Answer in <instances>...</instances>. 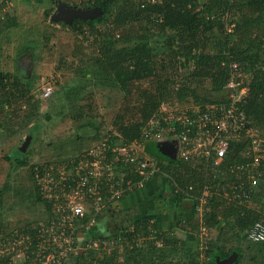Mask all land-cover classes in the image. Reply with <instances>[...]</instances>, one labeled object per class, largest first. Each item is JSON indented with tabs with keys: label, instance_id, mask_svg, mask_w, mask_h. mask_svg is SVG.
<instances>
[{
	"label": "trees",
	"instance_id": "1",
	"mask_svg": "<svg viewBox=\"0 0 264 264\" xmlns=\"http://www.w3.org/2000/svg\"><path fill=\"white\" fill-rule=\"evenodd\" d=\"M53 1L58 4V0ZM142 1L92 0L89 6L82 7L84 9L100 8L101 14L93 18L78 17L71 23L63 21L65 26L72 27L73 31L79 32L80 35L86 37V34H89L88 40L89 37L93 38L94 51L90 54L89 59L100 65L103 70L98 81L95 80L96 84L118 88L125 94L124 104L112 122L113 127L100 140H107L110 149L112 146L132 144L137 140L142 142L144 139L143 128L160 107L162 101H165L169 92L163 85L168 79L162 80L167 67H171L174 72L188 68L186 84L179 86L177 91L175 90L176 102L180 101L183 104V99L186 97H191L190 101L197 104L229 100L234 92L227 87V83L231 77V64L235 62L239 64L243 73H250V78L244 80V83L250 87L244 110L253 124L264 130V0H159L156 3L148 0ZM6 2L7 0L2 1L0 11ZM72 6L81 7L79 4ZM235 10L241 13L240 19H235ZM47 14L49 13L47 12ZM144 14L149 18L155 17L158 23L157 28L147 25L144 32L140 33L138 30L132 35L130 30H134L133 25ZM3 16L6 14L0 13V17ZM110 18L111 21H109ZM229 18L232 19L229 20ZM10 24H12L10 18L6 19L5 17L1 20L0 32H6ZM110 24L112 26H109ZM230 25L233 26V30L230 31L232 33H227ZM117 29H122V31L116 32ZM126 32H128L127 35H125ZM157 35L163 36L161 43L159 40H153ZM155 42L160 43L159 46L163 50L162 56L159 55L156 48L158 43ZM25 48L27 53L31 54L30 45L27 44ZM32 48L34 49V47ZM86 51V49L79 51L77 48H72L71 56L84 63L87 61L84 59L86 54L79 52ZM35 57L32 56L34 60ZM80 66L82 67L81 64ZM77 70L80 72V68ZM80 73L83 75V80L88 82L93 80L92 72L81 70ZM37 79L38 77L28 70L25 72L18 70L15 74L9 71H0V133L15 135L23 131L30 123H39L41 102L34 93ZM153 80L156 83L151 86L149 81ZM203 86H208V88ZM200 87L206 90L203 95L200 93ZM81 91V87L74 86L59 94L61 96L64 93L69 97L77 98ZM92 106L93 104H88L87 108L92 111L94 109ZM78 110L80 116H83V113L87 114L86 108L79 107ZM47 114H50V110L47 111L46 116ZM31 140L32 135H28L20 147L28 142L27 147ZM242 146H244V142H233L234 158L240 156L239 152ZM17 150L20 151L19 148ZM84 150L86 151L87 148ZM82 154H74L71 159L79 160ZM107 155L110 157V150ZM153 156L160 162L163 161L165 170L178 183L184 185L194 181L197 172L187 162L172 160L160 151L153 152ZM28 157L29 153L27 152H19L14 155L13 151H9L4 155L10 170L11 167L18 168L29 165L30 158ZM55 162L56 159H45L29 166V175L33 185L27 196L42 204L45 214L39 220L26 222L24 226L13 229L8 234L3 232L1 209L6 199L16 196L20 198L21 193L24 192L15 188L12 182L11 186L6 181L0 187V240L9 242L8 237L11 241L16 236L27 234L32 229L33 223L37 224L40 220L46 223L53 219V202L43 198L41 182L47 183L43 177L55 173L58 167L56 164H52ZM10 173L11 171L8 175ZM36 173H39L41 178H37ZM263 176L260 177L261 181H263ZM167 181L171 183V181ZM47 184L51 185L53 191L59 194H66L71 189L73 191L70 181L61 183L59 180H53ZM64 185L67 187L62 189ZM128 194L130 192L125 193L121 200ZM171 194H173V189H171ZM174 197L176 205H182L183 200L187 198L181 192H175ZM86 206L88 205L86 204ZM210 206L211 209L206 213L205 220L206 224H214L218 227L216 237L209 239L204 245L205 248L196 249L189 255L185 254L183 257L186 260L181 261L180 264H221V260L232 256L234 251L238 257L233 264H240L242 259L245 260V264H264V240L254 241L249 237V232L256 222L264 223V185L260 186L259 191H256L243 204L228 205L220 200H215L211 202ZM111 216L112 214L109 212L104 217L107 220L106 224L98 225L103 235L110 233L117 235L126 229L125 227L120 231L116 225L110 226L108 223ZM154 217V214H147L143 216L142 220L136 221L135 223L138 225L134 228V233L139 232L138 227L144 226V230L149 228L145 234H147L146 237L150 241L151 247L157 246L153 243L160 241L167 247L173 246L176 251L175 245L179 242L177 238H168L162 231L155 239L150 238L149 225L150 220ZM221 222H224L225 225L219 228ZM227 227L228 229H226ZM154 228H156L155 224ZM228 230L238 239L235 246L227 247L225 232ZM163 256L165 257L164 254ZM5 257H2L4 258L2 262L8 264V258ZM160 257V264H172L171 261L163 260L162 256ZM126 260L127 264H156L154 254L149 249H138ZM74 262L75 264H92L91 260L85 259L84 252L75 255Z\"/></svg>",
	"mask_w": 264,
	"mask_h": 264
},
{
	"label": "built area",
	"instance_id": "2",
	"mask_svg": "<svg viewBox=\"0 0 264 264\" xmlns=\"http://www.w3.org/2000/svg\"><path fill=\"white\" fill-rule=\"evenodd\" d=\"M241 70L238 63L231 64L227 87L234 93L229 100L196 104L177 111L159 107L142 130V142L137 140L110 149L107 141H103L86 150L87 155L82 154L79 160L56 164L55 173L45 175L43 180L70 181L73 191L59 194L51 185L41 182L43 198L53 202V219L39 222L27 234L11 239V259L5 254L2 257L8 258V264H73L75 255L87 249L108 254L118 249L122 253L126 239L137 243L140 232L126 228L117 235H103L98 227L100 219L113 207L117 208L125 193L143 188L158 175L171 181L173 193L181 192L187 196L184 200L192 201L202 221L201 230H206L204 219L211 202L220 200L236 205L250 199L264 175V135L244 110L250 87L244 83ZM43 89V99L54 92L50 84ZM157 138L173 140L177 148L175 161H185L196 170L194 181L182 185L169 172H164L163 161L155 156L147 158L144 144ZM240 141L244 146L240 156L234 158L233 142ZM35 175L41 178L39 173ZM154 223L151 219L149 226L150 237L155 239L160 231L154 228ZM249 237L254 241L264 240V223L256 222ZM6 248L0 243L2 252ZM2 257L0 264H4ZM92 263L127 264V261L124 256L116 260L95 258Z\"/></svg>",
	"mask_w": 264,
	"mask_h": 264
},
{
	"label": "rangeland",
	"instance_id": "3",
	"mask_svg": "<svg viewBox=\"0 0 264 264\" xmlns=\"http://www.w3.org/2000/svg\"><path fill=\"white\" fill-rule=\"evenodd\" d=\"M2 1L0 0V6L3 4ZM63 1L70 5L79 4L81 6L80 8H83L82 6H89L92 2V0ZM145 1L147 0H143L142 2ZM56 11L57 4L54 1L52 2V0H7L0 11L1 14H6V16L0 17V23L5 17L6 19L10 18V21H12V24H10L6 32H0V71H9L13 74L17 73L18 70L23 72L26 70L32 71L38 77L34 93L40 98L41 102L39 123H30L23 131L15 135L0 133V187L6 181L11 186L12 182L15 188H19L24 192L21 193L20 198L16 196L8 200L6 199L1 209L3 232L6 234L13 229L24 226L26 222H32L36 219L39 220L45 214L43 205L34 201L30 196H27L31 192L33 185L29 175V166L32 163L45 159H56L57 163H52L53 165H64L74 154L83 153L87 155L84 149L87 148L88 150L96 143H103L104 140L101 141V137L113 127L112 122L117 117L120 107L124 104V92L108 85L104 87L100 83L97 85L95 82V80L98 81L99 77H101L103 70L100 65H97L93 60L89 59L90 54L94 51L95 43L93 42V38L89 37L88 40L87 37L89 34H86L85 37L80 35L79 32L73 31L72 27L65 26L63 21L52 20L51 16ZM234 13L236 16L235 19H240L241 13L237 10ZM109 21H111V18ZM147 25L155 27L156 29L158 23L153 16L149 18L145 14L141 15L133 25L134 30H130L132 31L130 33L133 35L138 30L142 33ZM105 26L107 25L105 24ZM109 26L112 25L110 24ZM229 28L233 30V26L231 28L230 25ZM119 30L117 29L116 32ZM162 37L161 35H157L153 40H159L161 43ZM160 43L157 44L156 48L158 49L159 55L162 56L163 50L159 46ZM27 44L30 45V53L32 55L27 53L28 51L25 48ZM72 48H77L79 51L86 49V52L79 53L86 54V58L84 59L87 61L81 63L78 58L75 59L74 56H71ZM32 56H36L35 60ZM77 68H80V72L81 70L84 72H92L94 81L90 80L88 82L83 80V75L78 72ZM187 69H182L179 72H174L171 67L165 69L162 80L168 79L163 85L166 91L169 92L160 107L172 108L171 110L177 111L179 108L197 104L190 101L191 97L183 99V104L180 101L176 102V91L178 87L186 84L188 76ZM249 74V72L243 73L244 79H249ZM155 83V80L149 81L151 86H154ZM47 84L52 85L54 93L51 98L42 99V93L44 92L42 88ZM74 86L81 87L82 89L79 97H69L64 93L60 96V92H65ZM203 87L208 88V86ZM199 90L201 95L206 92L205 88L202 87ZM88 104H93L92 107L94 109L92 111L87 108ZM79 107L86 108L87 114L85 115L83 113V116H80ZM48 110H50V114L46 116ZM260 130L264 135V130ZM28 135H32V140L25 150L19 152L29 153L28 158H30V164L18 168L11 167L10 170L9 163L4 158L5 153L13 151L14 155H17L19 153L17 149L24 143ZM168 139L157 138L145 142L144 146L145 154L148 156L147 158L151 159L150 157H153V152L159 151L160 145L164 142H169L170 140ZM174 141L178 143L176 139ZM175 152H177L176 147ZM9 171L11 173L8 175ZM262 180H260L257 192L260 186L262 187L264 185V176ZM164 184L169 187L166 182ZM156 194V196L153 195L154 197H150V200L155 199L152 212L159 215V223L156 218L154 224L159 231L166 233V237L178 239L179 242L175 245L177 247L176 251H174L173 246L167 247L165 244L162 245L160 241L153 243L157 244V246L151 247L149 245L150 241L146 237L147 234H145L146 231H149V228L144 230V226H141L138 227L140 229L138 230L140 232L139 234H141V237H138L139 241L137 239V243H134L132 240L126 239V242L121 247L123 249L122 253H119L118 249H114L111 254L105 253L104 251L87 249L83 251L85 259L89 261L95 258L99 260H116L124 256L127 259L130 254L134 255V252L138 249H149L154 254L156 264H160V256H162L163 260L171 261L172 264H180L181 261L186 260L183 257L185 254L189 255L196 249L205 248L204 245L207 244V241L216 237L218 227L214 224H205L206 230H201L200 223L202 221L199 218L200 216L194 206L188 202V199L184 200L186 201L184 205H176L175 202L169 200L165 192ZM147 208L149 209L144 213L145 215L151 211L150 205L147 204ZM138 212L140 211L138 210ZM111 213L112 218H110L108 224L110 226L116 225L120 231L125 227L127 229H134L138 225L135 222L142 220L144 216L136 214L137 211H118V207H113ZM106 221L102 217L99 224L102 226L106 224ZM204 222L206 223L207 221L204 219ZM37 224L33 223V226ZM224 225V222H221L219 228L224 227ZM225 235L227 238V247L237 244L238 239L235 234H231L228 230V232H225ZM8 239L9 242L0 240V243L7 247L3 252L0 249V257L5 254L9 255L8 257L11 259L10 237ZM234 253L236 252L234 251ZM21 261L22 257L18 260V263ZM245 263L243 259L240 261V264Z\"/></svg>",
	"mask_w": 264,
	"mask_h": 264
},
{
	"label": "crops",
	"instance_id": "4",
	"mask_svg": "<svg viewBox=\"0 0 264 264\" xmlns=\"http://www.w3.org/2000/svg\"><path fill=\"white\" fill-rule=\"evenodd\" d=\"M165 181L162 177H157L152 180H150L147 185L143 188V190H137L133 193L128 194L124 199L120 200L118 203V211L125 210V212H136L139 216L145 215L144 213L147 211V204L150 205L151 211L148 212V214H154L155 217L154 220L157 218V221L159 223V215L152 212L153 202L155 199L153 198L150 200V197H154L157 194L156 193H163L165 192L167 196L169 197V200L172 202H175L174 200V193L171 194L170 188L165 186ZM167 189H166V188ZM152 195V196H151ZM154 195V196H153ZM150 200V201H149ZM186 201L183 200V205ZM189 203H192L191 200L188 201ZM138 210L140 212H138ZM75 260V259H74ZM75 264L74 262H72Z\"/></svg>",
	"mask_w": 264,
	"mask_h": 264
},
{
	"label": "water",
	"instance_id": "5",
	"mask_svg": "<svg viewBox=\"0 0 264 264\" xmlns=\"http://www.w3.org/2000/svg\"><path fill=\"white\" fill-rule=\"evenodd\" d=\"M101 14L100 8H80L73 7L63 0H58L57 11L51 16L54 21H64L66 23H71L75 18H93ZM29 140V138H28ZM28 142H25L24 146L19 147L20 151L25 150ZM160 153L168 156L172 160H176L175 145L172 141L164 142L160 145ZM166 147V148H165ZM111 213V211H109ZM238 255L234 253L229 258L221 260V264H231L237 260ZM75 263V262H74Z\"/></svg>",
	"mask_w": 264,
	"mask_h": 264
},
{
	"label": "clouds",
	"instance_id": "6",
	"mask_svg": "<svg viewBox=\"0 0 264 264\" xmlns=\"http://www.w3.org/2000/svg\"><path fill=\"white\" fill-rule=\"evenodd\" d=\"M163 170H164V172H168L167 170H165V168H164ZM164 172H163V173H164ZM157 177H162L163 179H165V182L167 183V185L169 186L170 191H171L170 183H168V181H167L168 179H167L166 177H164L163 175H158V176H156V177H154V178H157ZM154 178H152V179H154ZM152 179H150V180H152ZM150 180H148L147 183H148ZM147 183L145 184V186L147 185ZM145 186H144V187H145ZM144 187H143V188H144ZM143 188H142V189H143ZM137 190H138V189H136V190H134V191H132V192H130V193H133V192H135V191H137ZM111 211H112V210H111ZM111 214H112V213H111ZM152 219H153V218H152Z\"/></svg>",
	"mask_w": 264,
	"mask_h": 264
}]
</instances>
